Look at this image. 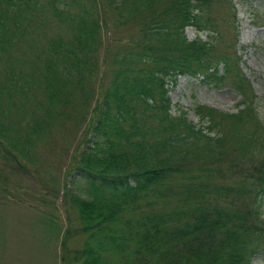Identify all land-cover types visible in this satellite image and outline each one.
<instances>
[{
  "label": "trees",
  "instance_id": "16d2710c",
  "mask_svg": "<svg viewBox=\"0 0 264 264\" xmlns=\"http://www.w3.org/2000/svg\"><path fill=\"white\" fill-rule=\"evenodd\" d=\"M215 2L0 0V199L33 207L54 235L61 194L82 224L64 228L62 264H251L264 252V124L234 4L217 0L224 42ZM188 26L208 38L188 40ZM184 74L228 87L235 110L196 104L198 125L171 115L166 86ZM58 135L65 181L39 154ZM77 232L83 246L69 250Z\"/></svg>",
  "mask_w": 264,
  "mask_h": 264
},
{
  "label": "rangeland",
  "instance_id": "374dc122",
  "mask_svg": "<svg viewBox=\"0 0 264 264\" xmlns=\"http://www.w3.org/2000/svg\"><path fill=\"white\" fill-rule=\"evenodd\" d=\"M214 1L216 2L211 11L217 21L221 41L226 42L231 36L227 11L222 2ZM232 3L237 30L234 49L239 57V67L256 95L258 116L264 124V0H232ZM128 29V25H120L113 30L111 28L119 38L126 36ZM184 35L188 40L196 36L202 40L208 38L206 32H196L191 26L184 29ZM218 48L221 45L218 44ZM166 87L171 115H178L179 111H183L185 117L196 125L199 121L193 112L194 105H207L224 112H233L239 99L228 87L206 85L185 74L177 76ZM79 133L80 131L73 134L70 145L79 141ZM57 137L58 146L53 151L40 150V160L48 172L47 176L65 181L68 155L64 149L70 147L60 146L61 136ZM44 179L47 180L46 177ZM58 196L57 207L54 208L57 223L54 235H50L47 226L38 223L39 212L33 207L0 199V264H62L58 241L64 228L69 225L77 231L82 224L77 220L74 210H64L61 194ZM259 200L260 209L264 213V193ZM85 236L82 232L73 234L68 241V249L80 250ZM91 244L96 243L91 241ZM250 263L264 264V252L254 255ZM70 264H79V261Z\"/></svg>",
  "mask_w": 264,
  "mask_h": 264
}]
</instances>
